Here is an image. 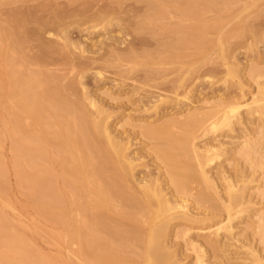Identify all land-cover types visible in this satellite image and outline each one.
Instances as JSON below:
<instances>
[{"label":"bare ground","instance_id":"obj_1","mask_svg":"<svg viewBox=\"0 0 264 264\" xmlns=\"http://www.w3.org/2000/svg\"><path fill=\"white\" fill-rule=\"evenodd\" d=\"M4 1L0 3H4ZM183 1L184 3H182V1H178L180 2V5L183 4V7L187 6L188 8L195 5V3H191L193 2L192 0L191 2L189 0ZM220 3L222 4V2ZM88 4L89 2L87 3V5ZM204 4L207 3L204 2ZM221 4L219 6H221ZM87 5H85V7ZM117 5H119V1ZM180 5L178 4L177 8H179ZM210 6H212V4ZM216 6L218 7L217 4ZM98 7L99 6L97 5L96 8ZM104 7L100 10L98 8V10L95 11V14L93 13L94 11H92L94 15L92 14L91 16H88L90 22L95 20L96 24H98L100 21L102 22V24L103 22L107 23V25L108 23L111 24V22L113 21L112 15H114L113 13H115V11L110 10L109 8L111 7H107V9ZM112 7L114 9V5ZM160 7L161 5H158L157 3L155 8L157 9V11L160 10L161 12ZM184 8L186 9L185 11L188 10L186 7ZM248 8L249 6L247 7V9ZM82 9H84V7ZM210 9L212 8L210 7ZM244 10H246L245 7L243 9V12ZM192 11L193 10H191V12ZM195 11H193V13ZM84 12L85 11H83L82 16L85 15ZM149 12L147 14H149ZM160 12L159 15L162 13ZM182 12L184 11L182 10ZM187 12H190V10H188ZM80 13L78 11V14ZM58 14L54 15L55 18L58 17ZM78 14L77 17L80 16ZM90 14L91 11L89 15ZM52 15H50V17H53ZM181 15H183V13ZM181 15H179V17L182 19V21H185V19H187L185 17L192 18L191 16H188L190 14L185 15L184 13L185 16ZM259 15H257L256 13V16ZM147 16H144L146 17V19L144 18L145 22L143 24L138 19V21L141 22V25L136 24L137 29L148 28L149 25L147 26V24L149 23L147 20L150 19L153 21V19H151V15V17L149 16V19H147ZM260 16L257 18H255L254 16V20L248 18L251 21L245 19L247 15L244 16V20L241 21L240 19V23L238 22V26L236 25L234 27L237 29L238 33L233 31L236 29L231 28L233 33L236 34H234L236 37L232 35L233 33H231L232 31L230 30L229 32L231 34L227 33L224 35V33L222 34V32H218L219 34L216 33V35H218L216 39L218 41V48H220V53L222 56L221 58H224V61H228L226 60V58H228L227 50L229 49L227 43H230L228 41L231 40L229 39L231 38L229 34L232 35V37H235L237 39L239 38V40L240 37H238V34L245 36L246 39V35L249 34L248 37H251L252 41H250L252 43L253 40L256 39L258 41V38L263 36L261 32H264V30L262 29L264 28V16ZM164 17H162V19ZM195 17H197V19L199 18L198 15H195ZM190 18L188 20H191ZM194 18H192V20ZM48 19L49 17H47V20ZM61 19H63V17ZM26 20L27 19H25V21ZM28 20L26 21L27 23L23 20H16V23L15 21H13L14 25L12 26L11 30H9L10 28L8 29V32L4 31L6 29L3 30V28L0 27V99L6 98V100L8 101L9 105L7 107V110L10 116V122H12L10 123V125L13 124L14 127L12 126V128H14V130L16 129L17 131V133H15L16 135L14 134L15 137H13L15 139L13 140L15 141L14 153L17 154L15 156L19 159V161L21 160V172H23V175H25L29 180L28 182L31 181V183H33L31 185H34L35 188L38 187L40 191H42L41 195H43V199L45 200H43V203H41L42 207L39 205V208L42 209V212L43 210H45L44 212L48 211V216L46 215V217H50L52 220L51 222L54 221V223L60 224L64 223V219L69 216V210H66V206L64 207V203L62 202V200L66 201V198L64 196V198L62 199V193L64 190L60 191L62 186L60 187L59 184L61 182H58L59 184H57V180H59L60 175L61 177L62 175L66 177L65 180L67 179V182L64 180L68 184L66 185V183L64 182L66 186H69L71 189L76 191H83L85 193L84 195L89 199L88 204L82 205L83 203H78V207L76 205L77 202L73 204L71 202L73 206L74 204L76 205V212L79 211L77 215H81V217L78 216L75 218L76 221H74V218V220L71 219L76 223L72 222L70 227L73 232L72 234H75L76 237H74L73 235L71 236L76 238L75 241L77 240L80 246L79 250L77 251L78 254L80 253V258L83 259L82 261H85L84 263L87 264H182L180 262V258H178L179 256L177 255L179 252H175L177 250H174V248H172L175 247L176 244H170V242L174 240L178 245L180 244L179 242L183 243L186 249L192 252V254L194 255V264H264V206L263 210L259 206L262 210L261 212L260 208L253 209L252 206H255L257 202H254V199L249 196L250 190H248L249 186L254 182L255 179V176L253 177L250 175L251 173L249 174V171H252L250 167L253 170H255L256 168L264 170V79H262L264 69H260L255 66L251 68L252 76L250 77L253 78L257 83L258 89H256L257 92L251 97L250 102H246L245 100H243L245 96L244 94L241 95L242 99H240V97L234 100H232L231 98L230 100H225L221 97L219 98V100H212L209 102L207 101V99H202L203 103L198 102V104L194 106H189L190 108L194 109L190 110V112H187V114L185 111L184 113L186 115H183V119H180L179 117H175V119H172L171 112H168V114L166 115L168 116L166 120H168L169 117L171 118L166 123L164 120V125H160L159 127H151L150 125H147L145 128H141L142 137H145L149 140H155L156 142H154L157 143H154L155 148L153 152H155L156 154V158L154 157V159H157V162H161V166L164 165V167H166L165 170H163L164 175L156 177L153 176L154 174L151 172V170H148V172L146 173H137L136 169L137 167H139L138 165H141V162L144 164V162H140L141 156L137 155L135 152L133 153L130 151L132 140L129 137L131 136L122 135L123 137H119L118 134H114L111 130L112 124L110 125V120L113 119V117L115 119V115H113V113L116 111L115 108L117 107L115 104L106 108V106H103L104 104L100 105L96 102V100H93L92 97L88 96L89 94H86L87 91L82 92L83 94L81 96L79 95L80 98L73 101L69 98V94L70 92L75 90L76 85H84L81 81L82 79H80V81H77V79L72 80L71 78L69 82L66 81L65 85L62 81V79H64L65 77L61 79V74L58 76H55L56 74L52 75L44 68L40 67L39 70V66L37 67L38 69H36L38 71H32L31 69H28V67L30 66L29 63L31 62H28L30 60H27L28 58L26 59V56L24 55V44L27 43L26 37L28 29L34 27H27V24H30V21ZM48 21L51 22V20ZM58 21L59 20H57V22ZM216 21L217 20H215V22ZM202 22L204 23V19L202 20ZM152 23L154 25L156 24L154 22ZM187 23L186 25H188ZM206 23L208 22L206 21ZM6 24H8V22ZM213 24L216 25V23ZM178 25L179 24L177 23V28L175 29L174 24V30H171L173 29L171 28L168 34L167 32L164 33L166 34V36L163 37L170 39L163 40L164 42L159 40H156L157 42L154 41L158 44L157 46L160 45L166 48L168 47L170 51L172 50L171 52L168 51L170 52L169 54L166 53L167 56L170 55V57H172L175 54L174 57L176 58V55L178 54V56L180 57L181 53H177L178 49L183 47H191L190 44L192 43L196 46L197 42L198 43L196 48L199 47L198 50H200V47H202V45L204 46V44L206 45L207 42L201 44L205 40L203 41L199 38L207 39L208 43L209 41H212L213 43L216 41L209 40L208 36H206L209 35V33H206L208 31L205 30L208 28V26L207 28H204L205 26L200 27L197 23V25L195 24L196 27L190 26L189 28V25H185V27H187L185 28L181 24L179 25V27ZM218 25H216L215 27H217ZM96 26L99 25H92V27L94 28H96ZM256 26L260 27L262 30L260 31V28L258 30ZM5 27L7 26L5 25ZM87 28H89V26ZM163 30L160 28V31L162 33ZM217 30L218 29L216 28V31ZM209 32H211V30H209ZM211 34L212 32L210 33V35ZM30 35L32 37L35 34H29V36ZM36 35H38V33ZM160 36H158L159 39ZM69 38L67 39L66 37L67 40L62 39L64 42L59 40L63 44H60L62 48L58 47L59 45L56 44L53 46V43L55 41L52 40V46L48 45L47 49L49 51H54L61 55H64V58L66 60L63 62H65L66 65H69L71 70L78 68L82 72L81 73L79 71L80 74L78 72L77 74L84 75L86 74L84 73L85 71L91 69V64L87 63V61L85 62L84 60L76 62L73 58H69V55L67 56L66 49H69L70 47L75 48V46H78L74 45V42L70 41ZM211 39L213 38L211 37ZM59 41L56 40V43L58 44ZM199 41L202 42L200 43ZM241 41L242 40H240V42ZM149 43H151L150 40L141 39L137 43V46L140 47L141 45H146ZM199 44H201V46H198ZM43 45L45 44L43 43ZM212 46H214V44ZM132 47L131 53L134 52ZM134 47H136V45ZM192 47L195 49L194 45H192ZM192 47L189 48L191 52L193 51L191 50ZM161 48L162 50H164L163 47ZM134 50H136V48H134ZM165 50L167 52V49ZM173 50L174 52H177L171 54L173 53ZM70 51H74V49ZM109 51L110 52L108 53H110V59L118 58L119 60H122V57H124L116 49L115 51H113L112 48V51ZM128 53L130 54V52ZM25 54L27 55V53ZM232 55L233 54H231V56ZM44 56L45 55H43V57ZM125 57H127V55ZM188 57L190 58V55L186 58ZM261 57H263V55H261ZM35 59L37 58L35 57ZM191 60H193V57ZM197 61L198 60H196V63ZM205 61L206 59L204 60V62ZM56 63H58L57 60ZM235 63L236 64L232 62L233 65L229 63L231 64V66H228V63H226L228 68H230L228 72L231 74V76L232 74L236 77L241 76L243 72L241 73L240 66L237 64V62ZM165 64H167V61ZM199 64H197L198 67H201V65ZM189 65L194 66L193 62L192 65L190 63ZM42 67H44V65ZM189 69L187 68L186 70H189L190 74L191 72H194V74L196 72H199L195 70L196 68L192 70L193 67ZM197 70H200V68ZM101 71L97 72L96 74L98 75L96 76L102 75ZM194 74L192 75L195 77ZM191 79L192 78H190V80ZM186 80L184 76V78L178 77V79L176 78L173 80H160L161 82H157L158 84H155L159 89H161L160 87H162L163 90L165 89L168 92L170 90L174 95H176V97H178L181 93H179V89L181 90V88H185V86H187V88L189 89L190 86L195 87L196 85L195 82L192 83L195 80H193L189 84ZM60 81L62 83H60ZM143 85L144 84L142 82V86ZM77 89H79L78 86ZM193 89L194 88L191 87L190 90ZM84 90H86L85 87ZM161 96L162 95L159 96L160 99L156 98L158 100H155V102L153 101L154 103L150 101L153 103L150 104L154 105V108L160 107V105L158 106V104H160L161 102L164 104V101L166 102L172 99L170 96ZM185 97H187L186 94L183 98ZM181 99L179 100L178 98L179 101H181ZM178 100L176 98V103L175 99L173 101L175 104H177ZM207 103H210V105ZM165 106H167V104ZM152 107H149L147 109H150ZM137 111L138 109L135 112ZM141 111L143 113L145 112L144 109H141L140 111H138V113L140 112V115ZM148 111L149 110H147L146 112ZM179 113H182L181 110ZM143 115L140 116L142 119ZM174 115L178 116L176 115V113ZM141 118L139 121L142 120ZM143 120L145 121L146 119L144 118ZM161 123L162 121L159 124ZM132 125L134 126V124ZM33 126L37 128V131L40 134L36 132ZM225 126L227 127L228 133L227 131H225V134H222L223 132L218 133V129H220V127L224 128ZM251 126L256 128H252ZM217 130L218 132H216ZM221 130L222 129H220V131ZM238 140H240V143L237 142ZM54 142L57 145H52V143ZM49 145L52 146V149H50ZM53 147H56L55 152L53 151ZM233 151H236L235 153L237 155L233 154ZM231 153L236 157L240 155L241 158H238H243L245 161L250 163L252 166L249 167V164L247 166L248 168H246L249 169V171L243 168L245 166H240V164L238 165V168L235 169L233 165V169L229 170V168L227 167V163L225 166L221 164L222 162L219 164L215 162L217 158L220 159L226 154H228L226 155L228 157ZM229 163L231 164L232 162ZM234 163L237 164L236 162ZM245 164L242 163L241 165ZM56 166H59L57 167L60 168L59 171H56ZM211 166L214 169L212 170V172L209 169ZM232 170L233 172H231ZM165 173L167 179L164 177ZM162 177H164V180L162 179ZM22 178H24V176ZM65 185L63 187H65ZM57 187L59 188L57 189ZM70 188L68 189V187H65V189L67 190L65 191L69 193V190H71ZM260 189L262 188L260 187ZM260 191L261 192L258 198H261L262 200H260L264 202V187ZM74 192L75 191H72V193ZM77 196L80 195H75V197L73 196V198H69L73 200L75 199L76 201L78 198ZM56 198L58 202L54 204L53 201H55L54 199ZM79 198H81V196ZM192 203L195 204L193 205V207ZM1 213L0 264H51V261H49V259H46L45 256L35 257L36 252L33 253V249H29L28 242L25 237H22V234L16 232V234L8 232L9 228L5 225L10 223V221L7 223V217H4V214ZM49 219L48 221H50ZM240 220H242V224H244V227H242L241 229L238 228L239 225L235 226V222L239 221L240 223ZM176 221L184 222L177 223ZM174 224L175 226L173 227ZM180 225L184 226V229L180 231L179 229L175 230V227L177 228ZM249 229H251L253 233L251 232L249 234H244L245 231H248ZM193 233L205 235L207 240L200 241L197 238L195 239L193 237ZM258 244L261 245V247L257 246ZM175 248L177 249V247Z\"/></svg>","mask_w":264,"mask_h":264},{"label":"rangeland","instance_id":"obj_2","mask_svg":"<svg viewBox=\"0 0 264 264\" xmlns=\"http://www.w3.org/2000/svg\"><path fill=\"white\" fill-rule=\"evenodd\" d=\"M2 1H4V0H2ZM2 1H0V2H2ZM93 1H95V2H93ZM118 1H119V5H117ZM156 1H157L158 5H161L160 9H161L162 13L160 12V10L157 11V9L155 8L157 5ZM159 1L161 4L159 3ZM178 1H180V2L182 1V3H184L183 0H153V1L152 0H74V1L73 0H6V1H4V3H0V23L2 22L0 27H2L3 30L6 29L4 31L8 32V29L10 28L9 30H11L12 26L14 25L13 21H15V23H16V20L25 21V19L28 20L30 18L28 20V21H30L29 22L30 24L29 25L27 24V27L28 28L32 27V26H34V27L29 28L31 30L28 29V32H30V33L27 32V37H26L27 43L24 44V47L26 48V49L24 48V50H25L24 55L26 56V59L28 58L27 60H30L28 62H31V63H29L30 66L28 67V69L35 71L36 69H38L37 67L39 66V70H40V67L44 68L47 71H49V73H51L52 75L56 74L55 76H58L61 74V79L65 77L64 79H62V81L65 85H66V81L69 82L71 80V78H72V80L77 79V81H80V79H82L81 81L83 82V84H84L83 86L85 87L86 90H84L83 86H79V84L76 85L75 90L72 91L73 94H72V92H70L71 95L69 94V98L73 101H75V99L77 100L78 98H80V96L83 94L82 92L87 91V93L86 92L85 93L87 95L89 94L88 96L92 97L93 100H96V102L98 104H100V105L104 104L103 106H106V108H108V106H111V105L113 106L115 104L117 107L115 108L116 111L113 109L115 111V112L114 111L113 112L116 113L117 115L113 113V115H115V119L113 117V119L110 120V122H111L110 125L111 124L113 125V126L111 125V128H112L111 130L113 131L114 134H116V135L118 134L119 137L128 136V135L131 136L129 138L133 142L131 141L132 145H131L130 151L133 153L135 152L137 155L141 156L140 162L143 161L145 164L144 165L141 162V165H138L139 167H137V169H136L137 173H146V172H148V170L149 171L151 170V172L154 174L153 176L159 177L161 175H164L163 170H165L166 167H164V165L161 166L162 165V164H160L161 162H159V161L157 162V159H154V157L156 158V154L153 151L155 148V144H157V143H155L156 142L155 140H149L145 137H142L141 128H145L147 125L148 126L150 125L151 127L152 126L159 127L160 125H164V120L166 123L171 118V117H169V119L166 120L168 117V116H166L168 114V112L169 113L171 112L172 119H175V117H179L180 119H183L184 116L187 114V112H190V110L194 109V108H190L189 106H191V105L194 106V105L198 104V102L203 103L202 99H207V101H209V102L212 100L213 101L219 100V98H221V97H222V99H225V100H230V98L232 100H234V99L240 98L241 95L244 94L245 96H244L243 100H245L246 102H250L251 97L253 96V94H255L257 92L256 89H258L257 83L254 81L253 78L250 77V76H252L251 75L252 74L251 68L255 66V67H258L260 69H264V58H263L264 57V38H263L264 32L263 31L261 32V34H263V36H261L263 39L261 37H259L258 41L255 39V40H253V43L251 42L252 41L251 37H248L249 34L246 35L247 39L249 41L246 39L245 36L238 34L239 36L238 35L237 36L240 37V40H242L240 42L239 38L238 39L235 38L236 34L233 33V31L238 33L237 29L234 27L236 25L238 26V24L240 23L239 22L240 19H241V21L244 20V16L247 15V17L245 18L246 20L248 18H250L251 20H254V16H255V18L259 17L260 15L262 17L264 16V0H248V1H246V0L245 1H243V0H236V1L235 0H233V1L232 0H230V1L229 0H225V1L224 0H199V2H198V0H192L193 2H191V0H189L191 3H195V5L193 7L187 8V6H184L188 10H190V12H187L188 10L185 11L186 9L182 6L183 4L180 5V2H178ZM226 1H228V2H226ZM70 2H71V4H70ZM83 2H85V3H83ZM88 2L90 5L89 4L87 5ZM115 2H116V4H115ZM204 2H206L208 5L204 4ZM220 2H222V4ZM252 2H254V3H252ZM178 4L180 5L179 8H177ZM196 4H198V5H196ZM200 4H202V5H200ZM211 4H212V6H210ZM216 4L218 5V7L216 6ZM220 4L222 7L219 6ZM71 5H72V8H71ZM80 5H81V7H80ZM85 5H87V6L85 7ZM94 5H96V6H94ZM97 5L99 6L98 7L99 10L105 6L104 8L107 9V7L108 8L111 7L109 9L112 11H115V13H113L114 15H112L113 21L111 22V24L108 23V25H107V23H105V22H103V24H102L101 21L100 22L102 25L100 24V22L98 24H96L95 20L90 22V19L88 16H91L93 13L95 14V11L98 10V8H96ZM113 5H114V9L112 7ZM205 5H206V7H205ZM181 6H182V8H181ZM209 6L212 9H210ZM248 6H249V8L247 9ZM83 7H84V9H82ZM198 7H200V8H198ZM244 7L246 8V10H244V12H243ZM76 9H77V11H76ZM81 9H82V11H81ZM89 9L91 11L90 15H89V13H90ZM204 9H205V12H204ZM182 10L184 12H182ZM191 10H193V11L196 10L194 12L195 14L193 13V11L191 12ZM255 10H256L257 15L260 14L259 16H256ZM257 10H259V11H257ZM21 11L23 14L21 13ZM78 11H79V13L80 12L81 13L78 14ZM83 11H85L84 12L85 15L82 16ZM86 11H87V13H86ZM92 11H94V12L92 13ZM54 12H56V13H54ZM60 12H62L63 14ZM148 12H149V14H147ZM159 12L161 13L160 15H159ZM178 12L179 13L182 12L183 15H181L182 13L179 14ZM184 13H185V15L190 14L188 16H191L192 18H194L195 15H198L199 18L197 19V17H195L192 20V18H190V17H185L187 19H185V21H182V19L179 17V15L185 16ZM56 14H58L57 15L58 17L55 18L54 15H56ZM77 14L80 16L77 17ZM174 14H176L178 16H176ZM199 14L200 15L202 14V15L200 16ZM220 14H222V15H220ZM248 14H250V15H248ZM50 15H52L53 17H50ZM14 16H16L17 18ZM36 16H37L38 20H37ZM65 16H66V18H65ZM69 16H71L72 18ZM114 16H116V17H114ZM118 16L119 17L121 16V17L119 18ZM144 16H147L148 17L147 19H149L150 17H151V19H153V21L149 19L150 22H149V20H147L149 24L146 23L147 26L148 25L150 26L151 24L152 25L150 27L148 26V28L137 29L136 24L141 25V22H142V24L145 22L144 20L146 19V17H144ZM159 16L160 17L165 16V17L162 19V17L160 18ZM175 16L177 18H180V19H177ZM47 17H49L48 20H51V22L53 24L47 20ZM62 17H63V19H61ZM18 18H20V19H18ZM155 18H157V19H155ZM158 18H160V19H158ZM189 18L191 20H188ZM31 19H33V20H31ZM52 19H55V20H52ZM56 19L59 21L57 22ZM138 19L141 22L138 21ZM203 19H204V23L206 25L202 22ZM250 19H248V21H251ZM259 19H261V18H259ZM9 20L11 23L9 22ZM83 20H84V22H83ZM155 20H156V22H155ZM215 20H217V21L215 22ZM6 21L8 22V24H6L7 23ZM85 21H89V22H85ZM96 21H98V20H96ZM206 21L208 23H206ZM36 22H38V23L40 22V23L38 24ZM54 22H56V23H54ZM152 22H154L156 24L154 25ZM187 22H189V23H187ZM201 22H202V24H201ZM50 23H51V25H50ZM177 23L179 25L181 24L184 27L187 23L189 25V28H190V26L196 27L197 23H198V26H200V27L205 26L204 28H207V26H208V28L205 30L208 31L206 33L207 34L209 33V35H206V36H208L209 40H213V41H215L218 37V35H216V33L219 34L218 32H222V34L224 33V35H225L227 33H230L229 30L232 31V29H236V30H233L231 32V33H233L232 35L235 37H232V35H230L231 33L229 34V36L231 37L229 39H231V40L228 39L229 40L228 42H230V43L232 42V43H231V45H230V43H227L229 49L227 50L228 51L227 52L228 58H226V60H228V61H224L223 60L224 58H221L222 56L220 53V48H218L219 46H218L217 40H216L217 42L215 41L213 43L212 41H209V43H208L207 39H204V38L203 39L199 38L203 41L205 40L203 43H201L202 41L201 42L199 41L201 44H204L207 42L206 45L204 44V46L202 45V47H200V50H198L199 47L196 48L197 43H198L197 40H199V39L196 40V42H197L196 46L193 43L190 44L191 47H192V45H194V47H195V49L193 47L191 49V50H193L192 52H194V53H192L190 51L189 48H191V47L186 46L188 48H185V47L180 48L181 51H180V49H178V52L177 51L174 52V50H175L174 49L173 53H171V54H174L176 52L181 53V55L179 54L180 57L178 56V54L176 55V58L174 57L175 54L172 57H170V55L167 56L166 53L169 54L172 50L170 51L168 49V47L166 48V47L160 46V45L157 46L158 44L156 43L157 42L156 40L163 41L166 39H170V38L163 37V36H166V34H164V33L167 32V34H168V32L170 31L171 28H173L171 30H174V27L176 29ZM213 23H216V25H218V24L219 25L217 27H215L216 25ZM54 24H57V25H54ZM174 24H175V26H174ZM199 24H201V25H199ZM5 25L7 27H5ZM92 25L93 26L99 25V26H96V28H94V27H92ZM179 25H178V27H179ZM188 25H186V26H188ZM88 26H89V28H87ZM155 26H156V28H155ZM211 26H213V27H211ZM166 27H167V29H166ZM134 28L136 29V31ZM149 28H151V29H149ZM160 28L162 30L164 29L166 31L163 30V33H162L160 31ZM185 28H187V27H185ZM216 28L218 29L217 31H216ZM256 28L259 30L260 27L256 26ZM208 29L211 30V32H212L211 35H210L211 32H209ZM262 29L264 30V28H262ZM262 29L260 28V31ZM137 30L138 31L140 30V31L138 32ZM144 30H145V32H144ZM155 30H156V32H155ZM157 30L159 32H161L162 34L159 33ZM220 30H222V31H220ZM36 32L38 33V35H36L37 34ZM29 34H32V35L35 34V35L31 37V35L29 36ZM154 34H155V37H154ZM158 36H160V39ZM66 37H67V39L70 37L69 40L73 41L74 45L80 46V47L75 46V48L70 47L69 49H66L67 50V53H66L67 56L69 55L68 57L73 58L76 62H80V61L84 60L85 62L87 61V63L91 64L90 65L91 69L84 72L86 74L79 75L80 70L78 68L71 70L69 65H66L65 62H63L66 60L64 58L65 57L64 55H61V54L54 52V51H49L47 49L48 45L52 46L51 43H53V41H55L53 43V46L56 44V45H59L58 47L62 48L61 45H63L62 42H64L62 39L67 40ZM151 37H153L155 39H153ZM211 37L213 39H211ZM214 37H216V38H214ZM36 38H37V40H36ZM139 38L148 39V40H150L151 43L146 44V45H141V46L139 45L140 47H138L137 43L139 42V40H141ZM29 39H30V41H29ZM243 39H245L247 43ZM56 40L57 41L60 40L62 42L59 41L60 43L58 42V44H57ZM154 41H156V42H154ZM28 43H29V45H28ZM43 43L45 45H43ZM75 43H77V44H75ZM105 43L108 45V47ZM134 43H136V44H134ZM155 43H156V45H155ZM201 44H199L198 46H201ZM213 44H214V46H212ZM42 45L44 46V49H43ZM115 45H117V46H115ZM135 45H136V47H134ZM131 47L133 48L134 54L131 53L132 52ZM157 47H158V49H157ZM161 47H163L164 50H162ZM72 48L74 49V51H70V50H73ZM81 48H83V49H81ZM108 48L111 51H112V48H113V51H115V49L118 50V52H120V54L122 56H124V57L121 56L122 60L121 59L119 60L118 58L110 59V55H109L110 53H108L110 51L108 50ZM134 48H136V50H134ZM165 49H167V52ZM183 49H184V51H183ZM204 49H205V51H204ZM206 50H207V52H206ZM168 51H170V52H168ZM44 52H45V54H44ZM128 52H130V54ZM135 52H137V53H135ZM25 53H27V55ZM51 53H52V56H51ZM219 54H220V56H219ZM231 54H233V55L231 56ZM43 55H45V56L43 57ZM126 55H127V57H125ZM133 55H135V56H133ZM163 55H165V56H163ZM189 55H190V58L189 57L186 58ZM205 55H207V56H205ZM228 55H230V56H228ZM261 55H263V57H261ZM40 56H42V57H40ZM129 56L130 57L132 56V57L130 58ZM191 56L193 57V60H191L192 59ZM204 56H205V58H204ZM35 57L37 59H35ZM202 57H203V59H202ZM172 58H174V59H172ZM194 58H197V59H194ZM109 59L111 61L112 60L113 61L111 62ZM205 59H206V61L204 62ZM207 59H209V60H207ZM56 60L58 63H56ZM196 60H198L197 63H196ZM229 60H230V62H229ZM166 61H167V64H165ZM192 62H193L194 66L189 65V63L192 65ZM225 62L228 63L227 64L228 66H231L232 62H234V64H236L235 62H237V64L240 66L241 73L243 72L242 74L240 73L241 76L236 77L233 74L231 76V74L228 72L230 68H228V66L226 65ZM222 63H223V65H222ZM229 63H231V64H229ZM197 64L201 65V67L200 66L198 67ZM43 65H44V67H42ZM0 67H1V62H0ZM191 67H193L192 70H194L196 68L195 70L199 71L201 73V75L199 72H196L195 74H194V72L193 73L191 72V74H190L189 68H191ZM183 68H184V70H183ZM187 68L189 70H186ZM199 68L201 71L197 70ZM36 71H38V70H36ZM100 71L102 72V75L96 76V75H98L96 73L100 72ZM184 71H186V72L189 71V72L186 73ZM204 71H205V73H204ZM77 72L79 74H77ZM202 73H203V75H202ZM188 74H190V75H188ZM192 74L195 75L196 79ZM184 76H185V80L187 79L186 81L188 82V84L191 83L193 80H195L192 83L195 82L196 85H195V87L190 86L189 89L187 88V86H185V88L183 87L184 90H183V88H181V90L179 89V93L180 92L181 93L178 97H176V95H174L173 92H171L170 90L168 92L165 89L163 90L162 87H160L162 90L159 89L157 87V85L155 84L157 82L158 83L161 82L160 80H164V79L165 80H167V79L173 80L176 78L178 79V77L184 78ZM198 76H201V77H198ZM164 77H166V78H164ZM155 78H157V79H155ZM190 78H192V79L194 78V79L190 80ZM262 79H264V74H263ZM142 82L144 84L143 86H142ZM60 83H62V82L60 81ZM149 84H150V86H149ZM77 86L79 89H77ZM152 86H153V88H152ZM155 86H156V88H155ZM191 87L194 89L190 90ZM140 89H141V91H140ZM148 91L151 93H149ZM185 94L187 97L183 98ZM160 95H162L161 97L170 96L172 99L170 98L171 99L170 101H166V102L164 101V104L162 102L160 104H158V106L160 105V107H158L159 109L154 108V105H151V104H153L155 102V100H158L156 98H159ZM181 97H182V99H181ZM215 97H216V99H215ZM111 98H112V100H111ZM139 98H141V99H139ZM176 98H177V100H178V98H179V100L181 99V101H179V100L177 101L178 103L180 102L179 104L178 103L175 104ZM174 99H175V103L173 101ZM240 99H242V97ZM150 101H152V102L154 101V102L152 103ZM169 102H171L172 104ZM140 104H142V105H140ZM145 104H147V105H145ZM166 104H167V106H165ZM207 104L210 105V103H207ZM207 104H205V105H207ZM8 105L9 104H8V101L6 100V98L0 99V175L2 176V177L0 176V213L2 212L4 214V217L5 216L7 217V219H8L6 221L7 223L10 221V223H8V224L6 223L7 225H5V226L6 227L8 226V228H9L8 232L9 233H14V234L19 233V234L23 235L22 237H25V239L28 242L29 249L30 250L33 249V253L36 252L35 257H37V256L44 257L45 256L46 259H49V261H51L50 262L51 264H87V263H84L85 261H82L83 259L80 258V253L78 254L77 250H79L80 246L78 244V241L77 240H76L77 242L75 241L76 238H74V237H76V236H75V234L74 235L72 234L73 232H72V229L70 226H71L72 222L76 221V219H75L76 217H78V216L81 217V215H77V213H79V211L76 212L77 207H78L77 204L78 203L79 204L83 203L82 205L88 204L89 199L84 195L85 193L83 191H76V190L71 189L69 186H66V185H68L66 183L67 179L65 180L66 177H64L63 175L61 177V175H60V178L58 177L59 180H57V184H59L61 182L59 184V186L63 187L65 185L64 182L66 181L65 187H68V189L69 188L71 189V190H69L70 192L68 191L69 193L66 192L67 188L65 189V187H63V188L61 187V190H60V191L64 190L62 193V195H63L62 199L65 196L67 202L65 200H62V202L64 203L63 206L64 207L66 206L65 207L66 210L67 209L69 210V213H68L69 216H67L68 218L66 217L64 219L65 220L64 223H60V224L54 223V221L51 222L52 221L51 218L46 217V215L48 216V213H47L48 211L44 212L45 210H43V212H42V209L39 208L40 206L42 207L41 203H43V200H45V199H43L44 198L43 195H41L42 191H40V189L38 187L35 188L34 185H31V184H33V183H31V181L28 182L29 180L26 178L25 175H23V172H21L22 171L21 170L22 167L20 166V165H22L20 163L21 160L19 161V159L15 156L17 154L14 153L15 152V148H14L15 143L14 142L15 141H13V140H15V139L13 137H15L14 134L17 133V131H16V129L14 130V128H12L13 124L10 125V123H12V122H10V116H9V113L7 110ZM176 105H178V106H176ZM141 106H142V108H141ZM139 107H140V109H139ZM149 107H152V108L147 109ZM173 107H174V109H173ZM185 108H186V110H185ZM137 109H138V111H140L141 109L142 110L144 109L145 112L147 110H149V111L146 113L145 112L143 113L141 111V115H140V112L139 113H138V111L135 112ZM180 110L182 113H179ZM163 111H164V113H163ZM177 111H179V112H177ZM185 111H186V114L184 113ZM175 113L178 116H175L174 115ZM139 115L140 116L143 115V119L145 118L147 121L146 120L144 121ZM162 115H163V118H162ZM140 118L142 119L141 121H139ZM160 120L162 121L161 124H159L161 122ZM28 122H31V121H28ZM132 124H134L135 127ZM225 127L224 128L220 127V129H222V130L220 131V129H218L219 132H218V130L216 132H218V133L223 132L222 134H225L226 133L225 131H227V127L226 128ZM251 127L256 128L253 126H251ZM34 128H35L36 132L39 133L37 131V128L36 127H34ZM227 133H228V131H227ZM237 142L240 143V140H238ZM53 144L57 145L55 142L52 143V145ZM51 147L52 146H50V149H52ZM56 147H53L54 152L56 150ZM233 152H234L233 154L237 155L235 153L236 151H233ZM228 154H226V155H228ZM233 154L231 153L228 157L225 155L227 158L225 156H222L220 159L217 158L216 160L218 162L216 160H215V162L218 164L222 162L221 164L225 165V166L227 163V165H228L227 167L229 168V170L233 169V167L235 169L238 168L239 164H240V166H245V167H243L245 169L248 168L247 166L250 163L245 161L243 158L240 159L241 158L240 155L236 157L235 155L233 156ZM230 157L232 160L230 159ZM238 157H240V158H238ZM237 158H238V160H237ZM15 159L16 160L18 159V160L16 161ZM229 162H232L231 163L232 165ZM234 162H236L237 164H235ZM245 162H246V164H245ZM242 163L245 165H241ZM236 165H237V167H236ZM147 166H149V167H147ZM212 166L209 168L211 170V172H212V170H214ZM250 166H252V165L250 164L249 167ZM57 167H59V166H56L55 168H57ZM250 169L253 172L249 171V169H246V170L249 171V174L251 173L250 174L251 176H253V177L255 176L254 177L255 179H254V182L252 184L250 183L252 186L250 185L251 187L249 186V188H248V190H250L249 196L252 199H254V202L255 201L257 202L255 204V206L258 204L256 207L253 205L254 207L252 206V208L253 209H255V208L259 209L261 207L263 210V206H264L263 203L264 202L261 201L262 199L258 198V196L261 192L260 190H262L264 187V185H263L264 184L263 183L264 182V175H263L264 170L263 169L261 170L260 168H256L255 170H253L251 167H250ZM257 169H259V170H257ZM57 170L59 171L60 168H57L56 171ZM231 172H233V170ZM20 173H21V175H20ZM23 176H24V178H22ZM164 177L167 179L166 173H165ZM164 177H162L163 180H164ZM261 177H263V178H261ZM260 179H262V180H260ZM256 185H257V187H256ZM260 187L262 189H260ZM58 188L59 187H57V189ZM72 191H75V192L72 193ZM75 195H80L81 198H79L80 196H77L78 201L77 200L75 201V199L74 200L70 199V198H73V196L75 197ZM54 200H55V201H53L54 204L56 202H58L57 198ZM71 202H72V204L77 202L76 203L77 207H75L76 206L75 204L73 206L71 204ZM193 205H195V204L192 203V207H193ZM261 208H260V212L262 211ZM48 219L50 221H48ZM71 219H73L74 221H72ZM78 219H81V218H78ZM240 221H241L240 223H239V221H236L235 226L239 225L238 228L241 229L242 227H244V224H242L243 223L242 220H240ZM176 222L178 223V222H184V221H176ZM74 223H76V222H74ZM9 224H10V226H9ZM174 226H175V224L173 225V227ZM72 227H73V225H72ZM178 229L180 231V230L184 229V226L180 225L177 228L175 227V230H178ZM246 231L244 234H249L252 232L251 229H249L247 231V233H246ZM173 232H174V230H173ZM193 234L192 235L195 239L197 238L200 241L207 240L205 235L196 234V233H193ZM71 235H73L74 237ZM174 242L175 241L173 240L172 242H170V244L171 245L176 244L175 247H177V249L175 247H172V248H174V250H177L175 252H179L178 254L177 253L176 254L179 256L178 258H180V262L182 264H194V255L192 254V252L188 251L183 243L179 242L180 244L178 245L177 242H175V243ZM257 246L261 247V245H259V244Z\"/></svg>","mask_w":264,"mask_h":264}]
</instances>
